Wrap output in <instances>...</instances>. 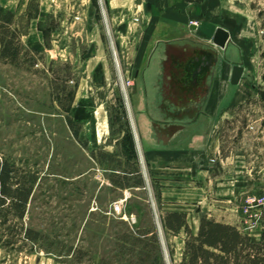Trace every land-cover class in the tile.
Masks as SVG:
<instances>
[{
  "label": "rangeland",
  "instance_id": "374dc122",
  "mask_svg": "<svg viewBox=\"0 0 264 264\" xmlns=\"http://www.w3.org/2000/svg\"><path fill=\"white\" fill-rule=\"evenodd\" d=\"M6 11L15 14L23 45L39 54H30V66L0 62V158L38 176L25 224L43 238L32 254L0 250V264H180L184 233L160 228L172 211L186 214L193 233L192 221L206 215L260 241L264 0H0ZM178 13L182 23H162ZM207 24L210 32H229L225 50L216 49L230 70L240 65L244 72L238 85L223 82L212 117L200 120L211 134L213 181L203 193V172L188 171L187 161L171 171L145 153L190 129L185 120L166 126L172 120L143 118V90L152 92L157 55L150 68L147 59L156 41L169 30L186 34ZM144 70L145 84L135 79ZM139 179L143 186L135 187ZM222 181L226 194L217 197ZM163 188L185 189L182 202H161Z\"/></svg>",
  "mask_w": 264,
  "mask_h": 264
},
{
  "label": "trees",
  "instance_id": "16d2710c",
  "mask_svg": "<svg viewBox=\"0 0 264 264\" xmlns=\"http://www.w3.org/2000/svg\"><path fill=\"white\" fill-rule=\"evenodd\" d=\"M22 32L10 11L0 12V62L15 67L33 65L39 52L22 43ZM71 129L75 123L67 122ZM78 133H74L77 138ZM38 176L0 158V250L32 254L42 241L40 232L27 227L25 215ZM139 179L135 187H142ZM122 185V188H128ZM164 233L185 235L180 264H264V233L254 242L237 227L200 216L193 233L183 212L166 213L160 220Z\"/></svg>",
  "mask_w": 264,
  "mask_h": 264
},
{
  "label": "crops",
  "instance_id": "0c3cea01",
  "mask_svg": "<svg viewBox=\"0 0 264 264\" xmlns=\"http://www.w3.org/2000/svg\"><path fill=\"white\" fill-rule=\"evenodd\" d=\"M181 13V12H180ZM179 14V13H178ZM171 23V26H177L182 23L181 15L173 16L170 18V21H163L162 23ZM166 23V24H167ZM203 31L199 30V27H191V32L186 34H181L177 31H167L164 33L165 38H161L156 41L151 54L147 59V67L150 68L152 65L153 57H156V73L153 75L155 78L152 80V92L151 90L147 91L145 85L143 90V97L146 99L144 105L146 110L144 112L145 119L150 120H172V122H164L170 123V125L166 126H175L174 121H178L176 123H180L179 119L167 118L163 116L160 107L152 108L154 105L161 103L158 101V85L159 81L163 80L164 82L173 83L176 88H183L189 91L196 92L199 89L206 90V98L202 107V112L200 115H197L194 119H187L188 121L186 125L189 127V132L183 138L177 139L174 141V137L181 130L178 129L175 133L171 134V142L167 144L163 149H155V148H146L144 149L145 153H154L159 156L163 161L162 163L166 164V167L174 168L171 171H179L176 169V166L181 161H187L189 166H192V169H187L188 171H192L194 175L204 173V181L203 185H201V192L205 193L208 191L209 185H213L212 176L209 173L212 170L208 159H212V157L207 156L206 147L210 145V132L208 129H205L203 123L200 120L205 119L206 117H212V113L215 110L216 105L220 100V94L223 82L226 80L230 81L231 70L229 69L230 60L227 59L225 52L223 55H220V52L216 47H211L209 44L212 43V38L215 33V30L209 31L210 26L205 25ZM158 26H156V32H158ZM225 30V29H224ZM228 32V31H227ZM154 33V34H155ZM229 33V32H228ZM230 35V34H229ZM205 42V43H204ZM225 50V49H224ZM227 52V51H226ZM178 56L183 55L188 57V64L184 63L179 64V62H173L171 71L163 70L162 66L168 61L170 56ZM212 58H215V61L212 62ZM154 62V63H155ZM181 65V66H180ZM168 66V65H167ZM223 66L225 68V72L222 74L219 68ZM234 66V65H233ZM146 71L135 72V79L140 77L145 84V76ZM149 77V76H148ZM230 84V82H229ZM231 85V84H230ZM160 97V95H159ZM160 99V98H159ZM154 109V110H152ZM185 125V126H186ZM178 127V125H176ZM135 129V126L133 124ZM136 133V130H135ZM137 136V133H136ZM138 137V136H137ZM138 142V138H137ZM184 145V146H178ZM140 152L141 148L139 146ZM210 155V153H208ZM151 156V155H150ZM214 157V156H213ZM153 158V155L150 159ZM215 159V158H214ZM203 162H202V161ZM182 171V170H180ZM171 179H175L174 177ZM237 178H231L232 182H235ZM177 180V179H176ZM173 183V182H171ZM225 184L224 181L216 184V189L214 190L215 196H224L226 193L224 192V188L222 185ZM233 185V183H232ZM213 188V187H212ZM203 190V191H202ZM186 191L182 188H163L160 193V201L166 203L167 206H172L173 203H181V193ZM190 191V190H189ZM233 191L227 192L228 196L232 194ZM207 195V194H205ZM203 199V198H202ZM206 196H204V200ZM190 202V201H187ZM195 202V201H192ZM200 203V202H199ZM182 205V204H181ZM174 212V211H173ZM179 212V211H177ZM195 226L192 228L197 231L198 223L196 221H192ZM222 223V222H221ZM226 224V223H225Z\"/></svg>",
  "mask_w": 264,
  "mask_h": 264
},
{
  "label": "flooded vegetation",
  "instance_id": "af4514ba",
  "mask_svg": "<svg viewBox=\"0 0 264 264\" xmlns=\"http://www.w3.org/2000/svg\"><path fill=\"white\" fill-rule=\"evenodd\" d=\"M173 62L188 64V57L183 55L170 56L162 66L163 70L171 71ZM168 65V66H167ZM181 66V65H180ZM158 94L161 97L160 109L163 116L179 120L194 119L202 112L206 90L199 89L196 92L174 87L173 83L161 81L158 85Z\"/></svg>",
  "mask_w": 264,
  "mask_h": 264
},
{
  "label": "water",
  "instance_id": "95a60500",
  "mask_svg": "<svg viewBox=\"0 0 264 264\" xmlns=\"http://www.w3.org/2000/svg\"><path fill=\"white\" fill-rule=\"evenodd\" d=\"M229 37L230 35L226 30H224L223 28H216L215 33L212 38V44L216 48L220 50H224L229 41ZM214 61H215V58H212V62ZM243 72H244V69L240 65H234L232 67L230 81H229L232 86L239 84ZM136 142H137V136H136ZM138 149H139V146H138ZM139 152H140V149H139ZM140 156H141V153H140Z\"/></svg>",
  "mask_w": 264,
  "mask_h": 264
},
{
  "label": "bare ground",
  "instance_id": "6f19581e",
  "mask_svg": "<svg viewBox=\"0 0 264 264\" xmlns=\"http://www.w3.org/2000/svg\"><path fill=\"white\" fill-rule=\"evenodd\" d=\"M120 75V74H119ZM120 81H122V78L120 77ZM121 85H122V88H123V90L125 91V87H124V84H123V82H121ZM125 93V92H124ZM125 95H126V93H125ZM126 97V96H125Z\"/></svg>",
  "mask_w": 264,
  "mask_h": 264
},
{
  "label": "built area",
  "instance_id": "2783aa9c",
  "mask_svg": "<svg viewBox=\"0 0 264 264\" xmlns=\"http://www.w3.org/2000/svg\"><path fill=\"white\" fill-rule=\"evenodd\" d=\"M121 82H123V81H121Z\"/></svg>",
  "mask_w": 264,
  "mask_h": 264
}]
</instances>
